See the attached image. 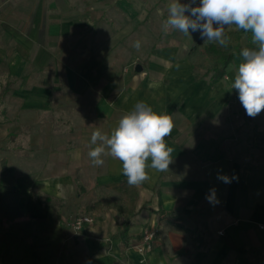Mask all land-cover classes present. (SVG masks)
<instances>
[{"label":"crops","instance_id":"0c3cea01","mask_svg":"<svg viewBox=\"0 0 264 264\" xmlns=\"http://www.w3.org/2000/svg\"><path fill=\"white\" fill-rule=\"evenodd\" d=\"M117 1L0 0V63H8L13 85L3 94L23 122L30 118L31 147L45 152L46 175H31V185L64 194L75 175L83 188L102 191L85 206L96 219L74 232L67 216L19 188L13 174L21 220L45 218L60 227L67 264H256L250 250L264 264V155L253 153L244 164L214 159L212 141L208 147L199 140V132L212 133L214 118L227 113L238 63L226 68L230 81L224 75L212 84L209 76L195 81L193 63L186 59H167L178 50L176 45L158 49L160 63H145L138 53L142 47L119 43L134 28L126 23L119 31L115 9L95 11ZM119 33L125 35L118 38ZM115 51L126 55L118 60ZM23 65L35 70L20 80ZM138 101L171 116L174 127L165 139L174 149L173 162L167 172L148 169L150 179L134 186L137 198L122 254L121 216L116 205L102 200L108 196L121 202L119 182L126 179L122 163L105 155L102 166H93L88 151L92 133H110ZM41 116H47L44 124ZM210 189H215L212 202L206 198ZM145 227L158 231L146 258L135 248ZM4 228L0 219V243Z\"/></svg>","mask_w":264,"mask_h":264},{"label":"rangeland","instance_id":"374dc122","mask_svg":"<svg viewBox=\"0 0 264 264\" xmlns=\"http://www.w3.org/2000/svg\"><path fill=\"white\" fill-rule=\"evenodd\" d=\"M189 0H180V3H188ZM196 4L199 0H195ZM170 0H131V3H122V0L117 1V5L103 4L100 10L95 11H109L116 10L119 15V31L120 26L129 23L130 27H133L132 35L127 36L119 43H126L131 45L134 49V44L139 41L140 47L143 51L138 52L140 57H145V63H160L157 59L159 48L168 46H177V51L172 54V57L167 59L171 61H177L186 59L187 62L193 63L202 67L204 59L200 52L196 49L191 53H187L193 46V42L196 38L197 32H191L186 36L178 31H169L167 35L162 30V23L167 18V5ZM110 6V8H108ZM105 13V12H104ZM120 17L122 19H120ZM105 18V17H104ZM144 18V21H141ZM106 19V18H105ZM107 20H105L106 22ZM126 26V25H125ZM127 26V27H129ZM129 27V28H130ZM235 26H232V29ZM125 34H118V38H121ZM130 41V42H129ZM246 37H241L239 44L228 40L226 46H220L216 42L203 41L202 47L207 45H213L218 50L223 52L233 51L236 46L244 48L247 45ZM252 44V39H250ZM253 45V44H252ZM181 49V50H179ZM117 59L120 60L125 56V52L115 51ZM242 58L238 57L235 62L241 63ZM133 63H139L133 61ZM233 66V65H232ZM19 69V68H18ZM20 80L30 75L33 70L30 66H24L20 68ZM9 68L8 63H0V159H7V166L11 169L16 177L17 185L19 188H25L29 195L33 194L34 198H38L41 202H47L54 205L56 209L62 212L67 219L72 223L79 217H88L92 221L96 219L93 212L88 213L85 211V206L91 205L101 195L102 191L99 189L83 188L78 179L72 176L70 182L69 191L64 188V194L54 192V188L48 186L45 190H39L36 186L31 185V175H37L41 179L46 175L45 164L42 162L43 155L45 154L43 147H31L30 145V118L26 117V121H22V114L18 111L12 112L11 105L8 98L3 94V91L12 90V83L9 84ZM224 80L230 81V76H224ZM233 80L231 81V83ZM20 83V82H19ZM19 83L16 86H19ZM230 83V85H231ZM28 86V85H27ZM235 92V96H231L230 101L226 104V111L221 116L215 117L213 122L212 133L199 132V140H203L204 144L210 147V141L214 148V159L226 157L230 160H234L244 164L249 161L250 156L253 153L257 155H264V111L257 116L249 117L246 114L245 109L239 101L238 93L230 86V92ZM2 93V94H1ZM7 94V93H6ZM47 116L39 117L40 122L44 124ZM33 120V119H32ZM60 134V132H58ZM42 135H45L43 133ZM207 142V143H205ZM205 147V146H204ZM257 147V151L254 149ZM205 149V148H204ZM72 166V165H71ZM59 170V169H58ZM57 172V171H55ZM50 174V171L48 172ZM46 193V194H45ZM50 196H47L48 194ZM118 199L117 194L115 195ZM72 225V224H71ZM72 231H75L72 228ZM152 231L154 235L147 241H140L139 247H135L138 252L145 255V258L151 252L158 237V231L155 228H147L142 230L144 232ZM231 263L232 261L229 260ZM145 264L146 261H145Z\"/></svg>","mask_w":264,"mask_h":264},{"label":"clouds","instance_id":"9594fccd","mask_svg":"<svg viewBox=\"0 0 264 264\" xmlns=\"http://www.w3.org/2000/svg\"><path fill=\"white\" fill-rule=\"evenodd\" d=\"M167 18L162 23L165 35L178 31L186 36L199 31L201 39L226 46L225 29L235 26L251 34L255 47H244L231 88L236 90L246 114L255 117L264 111V0H170ZM191 36V35H190ZM134 47L139 49L140 42ZM174 124L171 116L158 113L144 101H138L125 112L110 133L96 130L90 138L88 157L93 166H102L105 155L122 163V174L129 186H140L150 179L148 169L169 171L174 149L169 147ZM94 146V147H93ZM150 161V163H149ZM235 178V177H233ZM218 179L230 182L226 175ZM215 199V189L206 197Z\"/></svg>","mask_w":264,"mask_h":264},{"label":"trees","instance_id":"16d2710c","mask_svg":"<svg viewBox=\"0 0 264 264\" xmlns=\"http://www.w3.org/2000/svg\"><path fill=\"white\" fill-rule=\"evenodd\" d=\"M228 40L237 45L241 37H246V47H255L250 43V33L236 28L225 30ZM198 31L197 38L189 50H198L204 59V64L199 67L192 64L194 80H200L209 76L210 82L215 83L221 79L226 72L227 66L232 61L241 57V49L236 46L233 51L223 52L213 45L203 46ZM121 202H117L108 196L102 200L107 205H116L121 216L118 235L121 238V251L128 248L127 230L130 220L134 215L136 203V190L129 186L127 178L119 182ZM19 190L15 187L14 176L4 159L0 161V219L5 224L3 240L0 243V257L3 264H67L65 260V237L60 227L50 224L45 218H33L21 220L22 213L19 207ZM249 255L255 256L256 264H263L257 258V254L250 250ZM249 260H254L248 257Z\"/></svg>","mask_w":264,"mask_h":264},{"label":"built area","instance_id":"2783aa9c","mask_svg":"<svg viewBox=\"0 0 264 264\" xmlns=\"http://www.w3.org/2000/svg\"><path fill=\"white\" fill-rule=\"evenodd\" d=\"M92 220L88 217H79L72 223V228L75 231H79L84 223H90ZM154 233L152 231H146L144 232V235H142V240L147 241L152 238Z\"/></svg>","mask_w":264,"mask_h":264},{"label":"water","instance_id":"95a60500","mask_svg":"<svg viewBox=\"0 0 264 264\" xmlns=\"http://www.w3.org/2000/svg\"><path fill=\"white\" fill-rule=\"evenodd\" d=\"M135 71L136 72H141L142 71V67L140 65H136L135 66Z\"/></svg>","mask_w":264,"mask_h":264}]
</instances>
